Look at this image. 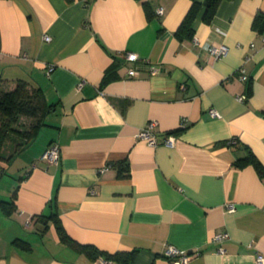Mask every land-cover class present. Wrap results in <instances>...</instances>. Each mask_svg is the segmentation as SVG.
Wrapping results in <instances>:
<instances>
[{"label":"crops","instance_id":"obj_1","mask_svg":"<svg viewBox=\"0 0 264 264\" xmlns=\"http://www.w3.org/2000/svg\"><path fill=\"white\" fill-rule=\"evenodd\" d=\"M192 2L0 0V86L25 79L53 105L31 162L15 169L0 160V264H103L63 242L54 219L39 218L53 214L79 243L134 251L130 264H172L169 245L200 249L189 264H260L264 174L236 162L252 152L264 167V23L254 26L257 15L264 21V0H224L210 23L202 6L194 36L180 40L175 31ZM210 43L229 53L216 59ZM125 51L160 72L141 65L129 76L135 63ZM150 120L159 140L173 134L175 143L141 139ZM53 143L59 162L39 160ZM220 232L229 233L223 243L213 240Z\"/></svg>","mask_w":264,"mask_h":264},{"label":"trees","instance_id":"obj_2","mask_svg":"<svg viewBox=\"0 0 264 264\" xmlns=\"http://www.w3.org/2000/svg\"><path fill=\"white\" fill-rule=\"evenodd\" d=\"M223 1L224 0H205L204 3H201L199 0H193L190 9L175 31V36L180 40L192 38L195 33L193 23L202 6L206 7L203 20L206 23H210L215 17L219 5ZM263 23L262 16L257 15L254 26L260 29L263 27ZM111 78H113L112 74L107 73L104 82L110 81ZM52 108L53 105L48 102L43 88L25 79H19L12 89H6L0 86V160L11 162L22 149L29 146L36 138L45 122L46 116L50 113ZM24 118L32 120L28 128H23V126H21ZM184 127L185 126H181V128ZM8 142L13 144L14 150L9 155H6L4 153V147ZM236 164L240 167L252 164L261 174H264L263 165L252 152L238 159ZM120 169H122V173L124 174L129 172V168L125 166V163ZM4 207L9 214L15 208V201L6 202ZM39 218H43L46 223L48 219H54L61 240L69 244L76 252L85 255L89 260L95 261L101 257L106 260H112L114 263L130 264L134 259V251L109 253L100 250L95 245L79 243L66 234L62 224L54 214L48 217L40 215Z\"/></svg>","mask_w":264,"mask_h":264},{"label":"built area","instance_id":"obj_3","mask_svg":"<svg viewBox=\"0 0 264 264\" xmlns=\"http://www.w3.org/2000/svg\"><path fill=\"white\" fill-rule=\"evenodd\" d=\"M163 14V9L158 8L156 10V15L161 16ZM44 38L46 40H50L51 37L49 35H45ZM209 52L216 58V59H221L223 57H226L227 54L229 53V46L226 45L225 43H210L208 46ZM124 58L128 61L134 62L135 66L130 67L128 70V75L129 76H136L139 75L142 71V66L141 65H148L149 70L152 74H156L160 72V68L157 65H154L150 62L149 59H141L139 55L135 52H129L125 51L123 54ZM54 69V65H48L47 67V73L50 74V72ZM237 72L240 76L241 79L243 80H248L249 76L246 71L245 65H241L238 69ZM86 82V79H83L79 85V87H82ZM182 88H185V85H181ZM247 94H240L237 95V98L241 101H245L247 99ZM209 112L213 116H220L219 112L215 108H210ZM182 126L187 125V119H182ZM157 128H158V121L156 120H150L144 127H142L138 133V136L141 139L146 140L151 146H157L160 143L166 144V145H173L175 143V136L173 134H168L165 135L161 140L157 137ZM61 156V151L60 147L57 143L51 144L46 151L41 155L40 159L41 161H45L51 164H57L60 160ZM33 168L37 167V162H34L32 164ZM229 210H234L233 205H229ZM30 220L27 221V224L29 225ZM229 237L228 232H220L216 233L213 237V240L218 243H223L224 240H226ZM220 253H225L226 248L224 246H220L219 250ZM201 250L196 248L193 250H184L180 249L174 245H169L168 248L166 249L165 255L170 259L172 264H189V262L201 255ZM100 261L103 264H115L112 260H106L104 258L100 257ZM257 261L260 264H264V256L259 255L257 257Z\"/></svg>","mask_w":264,"mask_h":264},{"label":"rangeland","instance_id":"obj_4","mask_svg":"<svg viewBox=\"0 0 264 264\" xmlns=\"http://www.w3.org/2000/svg\"><path fill=\"white\" fill-rule=\"evenodd\" d=\"M31 123H32V120H30L29 118H24L21 126H23V128H28L31 125ZM44 130H45V128H44ZM42 133L43 132L41 131V134ZM31 145L32 144H30L29 146L22 149L17 154V156L12 160L13 161L12 165L16 162V164H14L15 169L18 167L19 164L28 165L31 162V160L34 158L35 153L33 152V148ZM56 252H58V254H60L61 256H64V252H59V251H56Z\"/></svg>","mask_w":264,"mask_h":264}]
</instances>
